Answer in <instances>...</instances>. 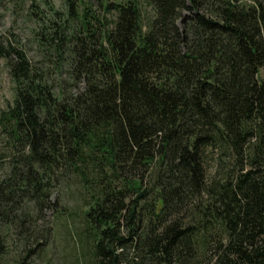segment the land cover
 <instances>
[{
  "label": "trees",
  "instance_id": "16d2710c",
  "mask_svg": "<svg viewBox=\"0 0 264 264\" xmlns=\"http://www.w3.org/2000/svg\"><path fill=\"white\" fill-rule=\"evenodd\" d=\"M65 1L3 48L0 262L77 181L90 264H264V0Z\"/></svg>",
  "mask_w": 264,
  "mask_h": 264
},
{
  "label": "rangeland",
  "instance_id": "374dc122",
  "mask_svg": "<svg viewBox=\"0 0 264 264\" xmlns=\"http://www.w3.org/2000/svg\"><path fill=\"white\" fill-rule=\"evenodd\" d=\"M88 1L94 11L101 12L104 3L117 0ZM146 10L150 14L149 7ZM53 11H58L64 19L67 18V1L0 0V110L13 102L15 87L3 57V48L10 42L22 48L32 63L46 66L34 36L38 30V22H41L45 15L53 16ZM66 77V74L61 75V78ZM52 78L58 79V75H53ZM63 185L57 187L56 194H53V198H59L57 207L63 214L55 217L51 211H45L44 221L40 220L37 223L40 225L38 229L42 232L49 226L53 227L46 249L42 251L40 246L36 247L33 243L29 247L34 249L29 252L24 248L23 238L10 233L7 238L9 249L2 257L1 264H90L91 239L80 214L82 209L79 201L80 185L77 181H73L69 187Z\"/></svg>",
  "mask_w": 264,
  "mask_h": 264
}]
</instances>
